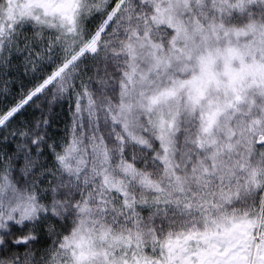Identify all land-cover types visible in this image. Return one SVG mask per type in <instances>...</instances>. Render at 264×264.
<instances>
[{"label": "snow or ice", "instance_id": "6c2138e0", "mask_svg": "<svg viewBox=\"0 0 264 264\" xmlns=\"http://www.w3.org/2000/svg\"><path fill=\"white\" fill-rule=\"evenodd\" d=\"M0 264H264V0H0Z\"/></svg>", "mask_w": 264, "mask_h": 264}]
</instances>
